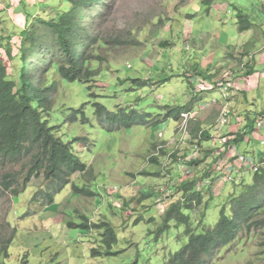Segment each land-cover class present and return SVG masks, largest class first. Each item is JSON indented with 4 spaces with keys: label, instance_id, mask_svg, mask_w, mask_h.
<instances>
[{
    "label": "rangeland",
    "instance_id": "1",
    "mask_svg": "<svg viewBox=\"0 0 264 264\" xmlns=\"http://www.w3.org/2000/svg\"><path fill=\"white\" fill-rule=\"evenodd\" d=\"M103 2L83 8L86 20L96 15L92 26L83 19L87 34L93 36L89 46L93 60L88 64L99 71L95 79L90 84L69 82L61 78L57 63L40 65L44 82L57 84L50 116L51 125L59 126L56 133L70 142L88 138L73 146L94 168L96 178L90 181L75 173L72 182L91 188L96 196L75 194L69 184L46 206L33 199L46 186L42 176L12 196L3 190L2 176L21 170L22 165L4 167L0 163V243L7 235L3 228L6 214L16 229L8 255H0V264H165L188 242L184 224L173 220L162 230L171 202L185 196L183 180H196L197 191L204 197L200 206L186 212L198 232L213 226L222 208L229 211L230 199L264 168V65L258 64L263 56L253 49L244 56V44L227 46L224 41L227 36L233 37L231 42L238 41V9L253 22H264V0ZM68 7L67 0H0V35L17 38L38 15L53 17ZM254 35L262 38L263 29ZM13 54L9 74L19 81L20 57L15 46ZM38 58L34 56L32 64ZM256 66L257 71L248 75ZM233 83L237 87L245 83L248 100ZM224 85L230 90L227 96L238 98L233 108L210 96L218 90L217 96L223 97L219 92ZM241 99L253 113L232 111L241 109ZM94 102L112 111L124 107L148 112L151 121L108 130L100 124ZM190 102L195 116L188 126L189 135L180 118L153 123L165 114L164 106ZM84 103L88 121L82 122L81 115L71 121L74 110ZM224 106L228 107L225 113ZM241 135L243 141L235 142ZM241 155L249 162L240 160ZM81 214L91 222L109 221L115 226L118 241L112 250L120 252L92 256V248L105 249L100 232L67 225L69 221L81 223ZM211 264H264V227L242 230Z\"/></svg>",
    "mask_w": 264,
    "mask_h": 264
},
{
    "label": "trees",
    "instance_id": "2",
    "mask_svg": "<svg viewBox=\"0 0 264 264\" xmlns=\"http://www.w3.org/2000/svg\"><path fill=\"white\" fill-rule=\"evenodd\" d=\"M103 1L67 0V9L53 17L38 15L28 28L21 31L19 37L0 35V163L4 167L22 165L21 170L4 172L2 176V188L6 193L11 192L12 196L24 192L34 177L41 176L44 177L46 186L35 193L33 199L46 203V206L54 203L55 196L69 184L75 194L96 196L91 188L72 182L71 178L75 173L84 174L90 181L96 178L94 168L81 159L73 146L75 142H84L88 138L76 137L70 142L56 133L59 126L51 125L50 116L57 84L44 82L40 65L43 62L45 66L57 63L61 78L69 82L78 80L90 84L95 79L99 71L88 64L93 60L89 54L93 36L87 34L88 26L84 21L92 26L96 15L93 14L86 20L83 8L89 9L104 3ZM235 23L240 32H256L258 29V24L240 9ZM260 39L261 36L254 35L244 44L247 47L244 56ZM14 46L18 48L20 57L19 81L9 74L8 62L15 57ZM34 56L39 57L35 65L32 64ZM254 71L251 68L247 73L252 75ZM89 88L91 89V85ZM85 106L86 103L75 109L70 120L77 121L78 115H81V121L87 122ZM94 107L100 124L108 130L129 128L135 124L148 125L151 121L149 118L152 117L150 113L140 112L135 108L119 107L112 111L100 102H94ZM191 107L192 102L164 106L165 114H159L162 118L153 120V123L158 124L170 118L178 121L181 113L193 109ZM245 129L249 130L247 127ZM192 133L194 134L193 130ZM202 134L205 136L206 131H202ZM234 141H243L242 135L235 137ZM181 190L185 192V196L182 200L171 202L165 213L162 230L169 228L173 220L184 224L188 242L173 253L165 264H211L220 249L236 240L242 230L264 227V168L256 171L253 182L230 199L229 211L222 208L218 221L211 227H202L198 232L193 230L191 215L186 212L202 204L203 194L197 191L196 180H183ZM80 216L83 219L81 223L69 221L68 227L97 230L105 244L104 250L92 248V256L116 255L120 252L112 250L118 241L115 226L109 221L91 222L85 214ZM3 225L7 235L1 237L0 255H8L16 229L8 221L7 214Z\"/></svg>",
    "mask_w": 264,
    "mask_h": 264
},
{
    "label": "crops",
    "instance_id": "3",
    "mask_svg": "<svg viewBox=\"0 0 264 264\" xmlns=\"http://www.w3.org/2000/svg\"><path fill=\"white\" fill-rule=\"evenodd\" d=\"M258 24V23H257ZM238 29V28H237ZM258 29H260V30H262L263 29V31H264V22L263 23H261V24H258ZM239 32V37L237 38L238 39V41L237 42H231L230 40H231V38H233V37H229V36H227V37H224V41H225V43H226V45L228 46V45H237V44H239V45H243V44H245L249 39H251L253 36H254V31L253 30H248V31H244V32H240V31H238ZM223 34H224V32L223 33H221V36L223 37ZM263 47H264V35H262V38L256 43V45H255V47L253 48V53H256V52H258V54H259V57L262 55L263 57H261V58H259L258 59V64L259 65H264V53L263 52H261L262 51V49H263ZM257 54V55H258ZM256 55V56H257ZM262 59V60H261ZM259 65H257V66H259ZM257 66L254 68V70H256L257 71ZM254 73H255V71H254ZM253 73V74H254ZM262 74L264 75V72H262ZM233 85L237 88V89H241V90H239L240 92H243V96H244V98H246V100H248V93L247 92H245L246 90L248 91V88H246V87H243V86H245V83L244 84H242V85H238V87H237V83H233ZM251 89V88H250ZM217 94H218V90H216V91H214L213 93H211L210 94V96L211 97H213L214 99H218L220 102L219 103H221V101H222V104L224 105V104H227V106L228 107H230V108H233V107H235L234 105H235V101H237V99L238 98H236V99H234L233 98V94H231V95H229V96H225V95H223L222 94V92H219V95H223V97L222 96H217ZM220 97V98H219ZM226 97V98H225ZM243 101V99H241V102ZM245 102V101H244ZM244 102H242V107H241V109L240 108H234V110H232V111H250L251 113H253L254 112V110L253 109H248V108H244V105H243V103ZM220 105L221 104H219L218 105V108H220ZM228 107H223L222 108V110L224 109V112L223 113H225L226 112V110L228 109ZM253 115H251L250 117H252ZM247 122H243L242 123V125H244L245 124V126H247V124H246ZM215 132H217V131H215ZM217 135H220V134H217ZM218 143H219V139H218Z\"/></svg>",
    "mask_w": 264,
    "mask_h": 264
},
{
    "label": "built area",
    "instance_id": "4",
    "mask_svg": "<svg viewBox=\"0 0 264 264\" xmlns=\"http://www.w3.org/2000/svg\"><path fill=\"white\" fill-rule=\"evenodd\" d=\"M200 89H205L206 87L203 86V85H199ZM220 89L222 90V93L223 95H228L229 94V88L228 86L224 85V86H221ZM195 116V110H188V111H185V112H182L181 115H180V123L182 125V128L184 130V133L189 135V132H188V126H189V123H190V120ZM222 123H226L227 122V119H222L221 121ZM263 124V122H262ZM258 125L260 126L261 125V122H258ZM240 160H246L247 162L248 161V158H246L245 155H241L240 157ZM256 164H254V167H255V170H258V167L255 166ZM229 179H232V177H230Z\"/></svg>",
    "mask_w": 264,
    "mask_h": 264
},
{
    "label": "clouds",
    "instance_id": "5",
    "mask_svg": "<svg viewBox=\"0 0 264 264\" xmlns=\"http://www.w3.org/2000/svg\"><path fill=\"white\" fill-rule=\"evenodd\" d=\"M189 132V131H188ZM249 160V159H248Z\"/></svg>",
    "mask_w": 264,
    "mask_h": 264
}]
</instances>
